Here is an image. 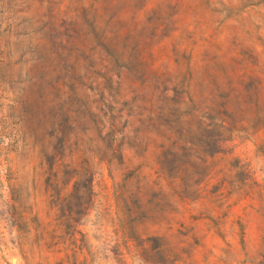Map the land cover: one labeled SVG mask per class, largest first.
I'll return each instance as SVG.
<instances>
[{
	"label": "rangeland",
	"instance_id": "1",
	"mask_svg": "<svg viewBox=\"0 0 264 264\" xmlns=\"http://www.w3.org/2000/svg\"><path fill=\"white\" fill-rule=\"evenodd\" d=\"M0 264H264V0H0Z\"/></svg>",
	"mask_w": 264,
	"mask_h": 264
}]
</instances>
